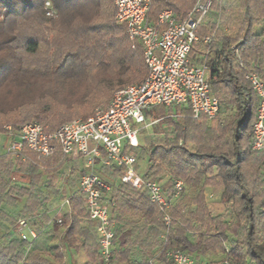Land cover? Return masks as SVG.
<instances>
[{
    "label": "trees",
    "instance_id": "obj_1",
    "mask_svg": "<svg viewBox=\"0 0 264 264\" xmlns=\"http://www.w3.org/2000/svg\"><path fill=\"white\" fill-rule=\"evenodd\" d=\"M47 1L62 16L64 29H59L53 17L46 14ZM195 1L151 0L148 19L155 22L164 8L174 10L178 18H183ZM101 2L0 0V105L5 101L4 91L23 90L29 87L30 81L54 80L79 85L83 81L90 84L96 78L98 85L112 90L115 76L129 78L141 54L129 49L120 54L117 45L121 42L111 32L112 28L104 32L103 26L91 24L89 11L92 7L100 9ZM238 2L240 7L236 12L228 0H213L209 14L199 27L200 38L190 52L192 62H206L210 69L211 89L220 102L217 117L197 120L190 116L188 109L175 107L178 113L186 112L185 116L168 119L167 127L159 135L132 149L134 152L140 147L147 154L145 178L159 181L169 194L176 180L185 182L179 203L169 211L172 217L169 231L147 192L121 183L114 192L116 209L124 215L127 214L124 208L141 211V216L146 218L140 222L129 220L125 230L115 228V250L109 264H137L130 258L135 246L142 249L144 264H149L151 252L160 244L159 236L163 233L167 234L170 246L188 252L197 260L205 257L216 262L228 258L237 264H264V152L251 150L259 98L246 78L247 71H256L264 80V0ZM236 13H239L237 19ZM214 18L220 20L219 24ZM24 27L29 30L22 40L26 53L37 55L43 45L47 47L43 67L36 70L21 63L11 46ZM232 27H235L234 34L230 32ZM218 28L220 38L206 44L204 36ZM63 38L70 41L72 51L62 58L64 45L60 41ZM146 75L147 67L139 80H144ZM132 81L133 78L127 80ZM153 112L159 119L175 111L173 107L158 106ZM8 113L0 108V115ZM147 115L151 116V112ZM30 118L25 122H39L47 131L63 124L57 126L49 116ZM23 123L12 124V130L16 131ZM0 134H6L1 122ZM41 159L28 148L14 159L0 156V255L10 253L17 257V262L27 257V264H55L58 257H63L64 250L72 247L87 256L85 261L79 260L76 264H101L98 222L89 218L84 195L71 197L67 213L58 211L53 218L52 207L40 212L46 204L50 205L55 195L62 193L59 184L67 175L65 171L57 176L52 174L42 184L46 171L39 163ZM99 172L103 178L116 179L122 169L102 165ZM14 179L26 182L29 187L12 184ZM69 185L73 184L69 182ZM206 187L221 193L226 205L222 213L208 208ZM17 197H26L23 217L38 220L40 226L53 221L52 231L42 233L30 246L14 235L21 215L6 207H16ZM55 240L58 243L52 244Z\"/></svg>",
    "mask_w": 264,
    "mask_h": 264
},
{
    "label": "built area",
    "instance_id": "obj_2",
    "mask_svg": "<svg viewBox=\"0 0 264 264\" xmlns=\"http://www.w3.org/2000/svg\"><path fill=\"white\" fill-rule=\"evenodd\" d=\"M150 2L114 0L116 22L125 25L132 46L142 48L147 67L143 81L118 88L108 105L97 107L84 119L67 121L53 131H47L39 122L24 123L16 131L8 127L16 136L8 148L9 154L18 156L28 148L43 159L57 153L64 157H84L85 170L80 176L78 191L86 197L89 218L98 222L101 264H109L114 255L115 223L111 208L115 202L108 195L111 184L101 177L97 164L121 168V183L144 189L150 202L162 213L168 232L172 201L183 193L185 182L176 180L172 192L167 194L159 181L147 179L138 172L132 149L139 146V131L151 125L147 123V111L158 106L182 107L197 120L201 117L212 120L220 111L219 99L211 89L207 63L190 59L193 44L200 38L199 27L209 14L213 0H196L183 18H178L174 10L164 8L155 22L148 19ZM45 9L48 16L55 12L51 1L46 2ZM216 36V32H211L203 41L210 44ZM236 53L239 55L238 49ZM246 78L259 98L251 150L264 152V80L256 71H247ZM184 116L174 112L163 119ZM69 201L67 198L61 204L60 212ZM16 230L29 246L38 238V232L27 218L18 220ZM167 254L172 264H237L228 258L216 262L197 260L179 248H170Z\"/></svg>",
    "mask_w": 264,
    "mask_h": 264
},
{
    "label": "rangeland",
    "instance_id": "obj_3",
    "mask_svg": "<svg viewBox=\"0 0 264 264\" xmlns=\"http://www.w3.org/2000/svg\"><path fill=\"white\" fill-rule=\"evenodd\" d=\"M228 2L231 5L232 9L236 10V12H239L240 4L238 0H228ZM89 12L91 13V16H89V20H91L90 21L91 24H96L101 27L103 26L102 29L104 30V32H107L109 28H112L111 32H114L121 42V44L117 45L120 48L119 49L120 54H122L123 51L125 52L128 49L132 53L140 52L141 57L135 61L136 64L133 66V73L132 74L130 73L129 78L123 77L121 75L115 76L116 81L114 84V88L112 90L105 86L98 85V80L95 78L92 80L90 84L88 81H83L79 85L77 83L75 84L74 82L68 84L65 83L61 84L60 82L58 83L55 82L54 80H46V81L38 80L36 82L30 81L29 87H25L23 88V90L14 88V89H10L9 91H4L3 97L5 98V101L3 102V104L0 105V108L9 111V113L7 115H0V122L2 124V130L5 131L6 134H11L8 127L9 126L12 127V124L21 123L23 121L24 123H27L25 122V120L26 121L30 120L31 119L30 117H34L38 115H40L41 117L49 116L50 120H54V122H56L54 124H56L57 126L60 125L61 123L73 119H77V118L84 119L90 116L97 107L108 105L113 96V93L118 88L130 84L139 83L140 81L143 80V79L139 80L141 73L144 71L146 72V66H145L142 48H140L139 46H136L134 48L128 38L125 27H123L122 25L116 22L114 0H102L100 9H95V7H92ZM238 16L239 13H236L234 18L237 19ZM49 17H53V20L57 22V26L59 29H64L62 26V21H63L62 16L58 15L56 11L54 12L53 15ZM23 30L21 35H19L20 34L19 33L17 35V38L14 41H12L11 46L16 50L15 53L17 54L19 61L21 63H24V65L28 68H35V70L36 68L39 69L43 67L42 61L45 60L46 58L45 52L47 50L46 49L47 47L43 45L42 52L38 53L37 55H30L26 53L22 48V40L26 37V35L29 34V30L27 29V27H24ZM230 32L234 34L235 27H232ZM68 41H69L68 39H64V38L60 41V43H63L64 45V50L63 53L61 54L62 58L67 54H70V52L72 51L69 45L70 41L69 42ZM58 56L59 54L56 57ZM58 62H60V60ZM132 78H133L132 82H127V80H130ZM153 109L154 108L149 109L147 111V112H151V116L148 119L149 121H152L155 118ZM180 111H182L181 108ZM184 114H186V112H184ZM164 125H165L164 123H159L153 125L151 129L144 128L140 130L138 134V138L141 146L143 145L144 140L146 139L148 140L151 137L157 136V135L154 136L148 135V133H150L152 129L155 133L156 132L160 133ZM6 144H8L7 136L0 134V147L3 148ZM180 144H183L182 141H180ZM134 153L137 157L136 168L138 171L142 172L147 166L148 156L147 154L142 152V149L140 147L135 149ZM57 155H58L57 156L58 159L56 160L55 159L53 160V157L39 160L40 165L46 171L47 179H49L52 174L57 176L56 175L57 173H62L63 171L66 172V168L63 166V162L66 161L67 158L61 154H57ZM167 158L169 157L167 156ZM66 174L67 175L65 177V181L74 184L75 181L79 180L80 175L82 173L81 172L77 173V171H75L74 168H69V169L67 168ZM59 186L62 187V190H64V192L55 195L52 198L53 200L51 201L49 206L52 207V211H55L53 215H56L57 212L56 210H58L55 209V207L58 204L61 205L66 198L70 197L74 189L77 188L76 185L75 186L67 185L64 182H61ZM209 191L210 190L207 189V192ZM218 202L219 201L217 197L208 196V204L210 206L214 208L215 207L220 208ZM11 209L13 212H15V210L17 212L18 210V208L16 207L15 208L13 207ZM22 218H27V217H19V219ZM15 229H17V224L15 226ZM14 235L15 236L19 235L17 230H14ZM57 243L58 241L56 240L52 242V244H57ZM75 252H73V255ZM27 260L29 261V259L26 257V258H21L20 261L17 262V257L10 255V253H5V254L3 253L2 255H0V264H27L28 262ZM65 263L66 262L61 257H58L55 260V264H65Z\"/></svg>",
    "mask_w": 264,
    "mask_h": 264
},
{
    "label": "crops",
    "instance_id": "obj_4",
    "mask_svg": "<svg viewBox=\"0 0 264 264\" xmlns=\"http://www.w3.org/2000/svg\"><path fill=\"white\" fill-rule=\"evenodd\" d=\"M213 21H217L218 24L220 22V20L218 18H214ZM212 32H216V34H217L216 38L217 39L220 38L221 32H220L219 28L217 30H213ZM209 33H211V31ZM216 38H214L213 40H215ZM195 63H199V62H195ZM174 111L176 112V108H174ZM149 117L150 116L147 115V123L151 124L148 128L151 129L153 127V125L159 124V123H164L165 124L163 126V129L167 127L166 121L168 119L165 120V119H163V117H161L159 119L154 118V120L149 121L148 120ZM160 119H162L160 122H156L157 120H160ZM160 133L159 132H156L155 133L153 131V129H152L151 132L148 133V135H153L154 136V135H159ZM3 135H6L7 136V138H8V144H6L3 148L0 147V156L1 157L8 158V159H14L16 155L9 154L8 153V148H9L10 143L16 138V136L15 135H12V134H3ZM55 156H53V160L56 158ZM66 158H67L66 161L63 162L64 167L66 168V172H67V168L68 169L69 168H74L75 171H77V173H80V172L83 173V171L85 170V159H84V157H82V156H68ZM67 166H69V167H67ZM101 166H102V163H98L97 164V170H98V172H99ZM145 171H146V168L144 169V171H142V172L138 171V172L140 174L144 175ZM214 171H215V174L218 173L216 168H214ZM99 174H101V173L99 172ZM104 179H106L111 184V191L108 193V195L115 202V205L111 208V215H112L113 221L115 223V228L125 230L129 226V224H128V221L129 220L139 221L140 222L142 219H145L146 218V217H144V215L141 216V213H140L141 211L140 212L139 211L137 212V211H134V210H131V209L129 210L127 208H124L127 211V214L126 215H124L122 213H119V209H116V201H115V198H114V192L119 187V185L121 184L120 178L117 177L116 179H113L111 177H104ZM47 180L48 179L46 178V174H44L43 177H42V184H45L47 182ZM63 182L66 183L67 185H69V182H66L65 180ZM12 184L18 185V186H22V187H26V188L29 187V185L26 182H22V181H19V180H16V179L13 180ZM75 185H76L77 188L74 189V191L70 195L69 199H71V197L74 196V194H80L79 191H78L79 180L74 182L73 186H75ZM207 189H209L210 191L207 192ZM164 190L167 192V194H169L168 193V190H166V189H164ZM204 191H205V202H206L208 208L212 212L222 213L226 209V205L221 200V197H222L221 196V193L214 191L211 187H206ZM62 192H64V190H62ZM208 196H210V197H213V196L217 197V199L219 201L218 204L220 205V208H217V207L214 208V207L210 206L208 204ZM179 201H180L179 198L173 199L171 207L174 208L179 203ZM25 203H26V197H17V204H18V206L16 205V208H18V210H17V213L18 214L22 215V210H23V207H24ZM60 206L61 205L58 204L55 207V209H58V210H56L57 212L60 210L59 209ZM6 207L9 208V209L13 208V207H10V206H6ZM50 207L51 206H49V203H48V204H46L45 208H42L41 209L40 212L41 213H44V211L46 209L50 208ZM65 209H66V211H65ZM69 209H70L69 208V204H66L64 206V208H63V211H65V213H67L69 211ZM54 212L55 211H52V208H51L50 213L51 214H54ZM55 216L56 215H53V218ZM20 217H23V216H20ZM158 219H159V217H157V220ZM30 225L32 226L33 229H35L38 232V238L37 239H39V236L42 233L52 231V229H53V221L52 220L50 222H47L44 225L40 226V224H38V220H34V218H33V219L30 220ZM131 238H133V237H131ZM193 238H194V236L191 235V239H193ZM159 240H160V244L158 246H156L152 250V252H151L152 255H151V257H149L148 262H149V264H171V260H170V258L168 256L167 252H168V250L170 248H173V247L169 245V242H168L167 236H165V233H163V234H161L159 236ZM117 248H119V244H117ZM73 252H75V249L72 248V247L71 248L69 247V248H67V249L64 250V255L61 258H63V260L66 262L65 264H76L77 261H79V260L83 262V261H85L87 259V256H85L84 253H77V252H75L74 255H73ZM130 258L132 260H134L137 264H144L145 259H146L145 256H144V254H143V252H142V249L139 246H135V248L130 252ZM202 260H210V259L209 258H205V257L203 258L202 257ZM99 262H100V260H99Z\"/></svg>",
    "mask_w": 264,
    "mask_h": 264
}]
</instances>
